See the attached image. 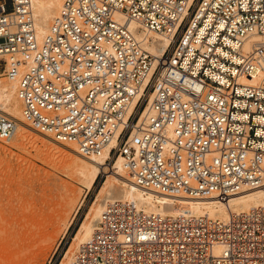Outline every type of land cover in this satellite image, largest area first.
<instances>
[{
	"label": "built area",
	"instance_id": "obj_1",
	"mask_svg": "<svg viewBox=\"0 0 264 264\" xmlns=\"http://www.w3.org/2000/svg\"><path fill=\"white\" fill-rule=\"evenodd\" d=\"M132 22L169 38L161 55ZM0 60L33 129L121 156L142 189L264 187V0H62L41 39L32 0H0ZM15 128L0 110V140ZM65 264H264V205L219 217L113 199Z\"/></svg>",
	"mask_w": 264,
	"mask_h": 264
},
{
	"label": "rangeland",
	"instance_id": "obj_2",
	"mask_svg": "<svg viewBox=\"0 0 264 264\" xmlns=\"http://www.w3.org/2000/svg\"><path fill=\"white\" fill-rule=\"evenodd\" d=\"M14 84L15 80L3 72L0 60V95L6 88L4 95L9 96L8 101L1 98L3 109L10 107L13 100L20 104L15 90L10 93ZM27 129L21 128L20 134L14 133L8 141L0 140V209L9 211L11 205H15L20 212L18 221L10 216L0 217V264H59L60 260L65 264L81 243L73 238L90 207L94 202L100 204L102 195L97 196L107 174L99 173L87 188L84 174L79 173L82 169L77 165L69 166L67 157L58 155L45 144L48 141L45 138L50 137L31 127ZM52 143L67 153L71 152L64 144ZM115 182L111 192L122 185L120 181ZM63 200L69 203L65 212ZM33 202L46 204V219L38 225L37 234L32 239L26 231V220L22 219L23 211L32 208Z\"/></svg>",
	"mask_w": 264,
	"mask_h": 264
},
{
	"label": "bare ground",
	"instance_id": "obj_3",
	"mask_svg": "<svg viewBox=\"0 0 264 264\" xmlns=\"http://www.w3.org/2000/svg\"><path fill=\"white\" fill-rule=\"evenodd\" d=\"M61 3L62 0H32V10L34 14L35 28L38 39H41V37L47 31V28L51 23L53 17L57 15ZM129 26L134 29L136 36L141 37L146 35L144 32H142V30L137 29V24L132 22L129 24ZM149 36L152 37V40L149 44L146 45L147 49L157 56L161 55L169 42V38L165 35L155 33L146 35V37ZM15 89L16 82L11 87L10 93H13ZM6 90V88L2 89L0 102L1 98H4V100L8 101L9 96L5 97L6 95H4V92H6ZM3 108L4 107L0 103V110L8 114L15 121L16 128L14 133L20 134L21 128L27 129L31 127L30 122L22 116L21 105L17 101L13 100L10 107H6V109ZM41 134L50 137L48 134ZM50 138H45L46 140H48L47 142H45V144L48 145L49 148L55 150L58 155L67 157L70 160V162L68 163L69 166L72 167L75 165L76 167L77 165L82 169L81 172L79 171V173H82V175L84 174L85 185L87 188H90L99 173L107 174L106 179L102 184L97 196L99 197L100 195H102L100 204L96 205L95 202L92 204L90 210L88 211V214L86 215V218L82 222L77 233L75 234V237L73 238L74 241L77 240L78 242H84L93 232L95 221L104 204L107 201L117 198H133L135 200H138L145 210L160 211L162 213L170 215L193 213L226 217L231 212H242L256 205H264V187H243L241 191L232 193L224 197L223 199L216 197L215 194L207 197L184 196L171 198L162 196L136 186L133 183V179L131 178V176L129 177L128 171L122 165L123 159L121 156H118L112 163H110L105 161L106 152L102 156L88 157L81 155L77 151L74 143H64V145L68 146L71 151L70 153H67L62 148L54 146V144L52 143L54 142V140L52 141L50 140ZM114 144L115 141L112 140L109 146H113ZM115 181H120L122 185L120 186V188H117L118 190L111 192L113 184L116 183ZM36 197L38 196L36 195ZM68 204L69 203L67 201L62 204V207L64 209L63 212H65V208L68 206ZM31 206L32 208L30 207L27 212L23 211L24 216L22 220H26L27 234L29 237L32 236L33 239V237H35V235L37 234L36 229L38 228V225H40L42 221L46 219V215H44L46 204H44L43 202L40 205H37L35 202H33ZM18 211V206L11 205L9 211L3 208L0 209V217L3 218L5 216H10L14 221H18L20 215V212ZM78 242L76 244H78ZM71 246L72 244L70 245L65 255L69 253Z\"/></svg>",
	"mask_w": 264,
	"mask_h": 264
}]
</instances>
